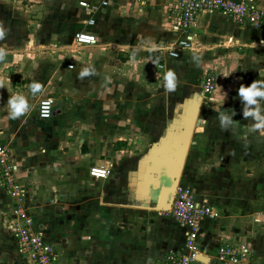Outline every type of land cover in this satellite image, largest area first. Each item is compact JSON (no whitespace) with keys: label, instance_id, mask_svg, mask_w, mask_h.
Returning a JSON list of instances; mask_svg holds the SVG:
<instances>
[{"label":"crops","instance_id":"1","mask_svg":"<svg viewBox=\"0 0 264 264\" xmlns=\"http://www.w3.org/2000/svg\"><path fill=\"white\" fill-rule=\"evenodd\" d=\"M80 1L30 0L29 11L36 13V19L27 18V13L19 15L21 28L15 27L12 19L13 25L3 30L10 31L5 39L12 48L30 39L38 46H48L43 51L50 48L48 53H52L44 57L46 64L42 65L36 56L45 52L35 50L32 56L36 61L23 71L44 74L43 80L34 81H40L42 89H49L52 95L57 94L54 116L42 119L29 110L18 119L5 120V100L19 89L12 83L10 95L0 90V143L15 138L13 149L19 155L22 179L32 175L36 184L42 180V191L48 190V197L40 198L31 211L45 237L59 244L62 264H153L168 251L184 246L186 228L180 224L157 211L152 214L139 209L143 206L130 210L118 207L113 199L117 191L112 177L114 167L110 177L103 180L93 178L89 170L94 165H125L134 126L143 132L151 121L162 127L171 120L175 103L159 102V94L149 96L153 83L156 91H165L158 75L164 78L166 73L174 72L176 88L189 89L188 98L197 93L198 77L203 76L205 68L220 71L216 81L221 89L217 100V91L210 97L201 94L202 102L219 101L220 110L231 113L234 109L236 115L232 117L234 126L227 130L221 128L219 116H208L203 120L205 125L197 129L196 137L206 135L220 141V156H214L221 160L219 176L199 177L198 170L203 169L208 157L205 145L190 146L188 150V156L193 155V171H184L183 175L188 173L184 176L189 179L186 182L191 180L198 195L207 199L215 211L202 224L198 240L202 258L197 264H264V176L257 177L255 171L264 169V136L251 132L245 135L252 121L244 119L237 94L241 84L247 86L264 79V26L240 25L221 12L202 13L193 31L197 48L182 49L178 58L165 59L160 52L179 37L175 16L178 0H107V5L104 0H87L93 9L82 7ZM241 1L264 10V0ZM3 2L0 0V6ZM10 3L4 7H9L10 17L17 18L20 12ZM90 19H95L93 25ZM83 30L96 35L95 45H78L76 50L55 46L60 43L68 47L76 33ZM56 54L52 64L51 56ZM154 60H163L161 71L152 69ZM84 68L95 71L81 79ZM150 106L154 108L150 110ZM214 119L219 127H213ZM208 127L210 130H206ZM33 130L42 133L33 134ZM26 134L27 138L21 137ZM34 135H38L35 140ZM30 155L28 164L26 156ZM211 179L221 185L218 190L211 191L209 184L216 183ZM10 205L0 185V210L6 211ZM134 213L139 218L132 223ZM228 243L247 252L242 249L237 260L222 259L219 248ZM0 264H30L14 235L1 228Z\"/></svg>","mask_w":264,"mask_h":264},{"label":"rangeland","instance_id":"2","mask_svg":"<svg viewBox=\"0 0 264 264\" xmlns=\"http://www.w3.org/2000/svg\"><path fill=\"white\" fill-rule=\"evenodd\" d=\"M9 1L11 2L10 3L11 8L13 10L17 9L20 12V13H18L17 18H16V15H13L10 17L9 7H7V8L4 7V4L6 2H9ZM1 6H0V32H3V30H7L8 24H9V26L13 25L12 19L14 20V23H15L14 26L15 27L20 26V28H21L20 24H22V19L20 17H23V15L26 13L28 15L27 18H29V19L33 18V20L36 19V16H35L36 13L34 15L33 13H31L29 11L30 7L32 6V3H30V0H5V2H3L1 4ZM178 14H179V12H177V13L175 12L176 17ZM19 15H20V17H19ZM32 15H33V17H32ZM37 18H39V15ZM31 26L33 28H35V27H37V24L35 25V24L31 23ZM193 31H194V28H193ZM9 32H3L4 33L3 38L0 39V50L5 51L7 53V55H10V56L13 55V58L15 56V60L12 57L8 56L5 58V61L0 62V65L2 66V67H0V71L3 70L2 74L0 73V90L2 89L1 94H3V91L5 90L6 92H9V95H10L12 93L11 88H10V86H12L11 84L12 83L17 84L19 86V89H17L15 94L24 95L27 98L28 103L30 105V112L33 111L38 116V106L40 104V101L46 97H53L54 98V97H56L57 94L52 95L53 93L51 94L49 89H47V90L43 89L42 92L36 94V96L33 97L30 93V84L35 82L34 80H40V81L43 80V78L45 76H44V74L39 73V72H37V73H35V72L29 73L28 71L25 72V71H23V68L28 67L34 61H36V60H34L35 56H32V53L35 50L40 49L41 50L40 52H45V53H39V55L36 56L37 63H41L42 65L46 64L44 61V57L45 56L49 57L50 54H52V53L51 52L48 53L50 48H46L47 52L43 51L44 48L48 47V46H38V44H34V42L30 39L29 40L28 39L23 40L21 42V44L16 45V47L14 46V48H15L14 49V48H12V45H10L8 43L7 39H5L7 36L10 35ZM20 32L22 33L21 29H20ZM24 33H22V34H24ZM192 43L194 44L192 49H194V48L196 49L197 46L199 45L195 39L192 41ZM69 44L70 45H66L68 47L63 46L60 43H57L55 46H58L59 48H62L63 50H67V49L76 50L77 49L78 45H77L75 39L73 40V42H71ZM20 45H21V47H20ZM16 48H17V50H16ZM18 48H21V49H18ZM17 54H19V56ZM47 54H48V56H47ZM57 56H58L57 54L51 56L52 57V61H51L52 64H54L55 60L57 59ZM47 60H48V62H50L49 59H47ZM151 64H152L153 70L161 71V69H163V68H160L159 61H158V63H157V61H155ZM157 64H158V68H157ZM218 73H220V71ZM218 73L216 71H213V69L208 70L205 68L203 71V76L198 77V79L200 80V85H198L197 86L198 88H196L197 93L203 94L204 92H203V85L202 84L205 81V79L210 76V77H214L217 80ZM152 78H154V77L152 76ZM156 78H161V80L163 79L161 77V75H158ZM24 84H27V85L24 86ZM40 84H42V83H40ZM4 87H8L9 90L7 91L6 88H4ZM180 87L183 89V86H180ZM220 87L221 86L217 83L215 90L211 93H208L207 96H209V97L214 96L213 93L217 91V95H218V97L216 98V100H217L219 98V93H220L219 89H221ZM149 91H150L149 96H151V94H156V95L159 94L158 95V101L159 102L164 101V100H166V101L170 100L171 102L175 103V106H172V108H174V109L177 106L176 104H179L180 101H184L186 99L185 98L186 95L189 94V92H190L189 89H187V90L184 89L181 91V90L176 88L175 91L171 92L172 94H170V92H166V91H163L161 93L160 91H156L154 83L150 87ZM150 100H153V98H151ZM216 100L215 101L214 100L209 101L206 99L203 102L201 101V104L199 105V108H198V119L196 122V126L194 127L193 136H192L191 143H190V146H193L195 148L199 147L200 145L206 146V147H204V149L207 151L206 156H208V157H207L206 163L203 165L204 166L203 169L201 168L198 170L199 177H201V178H206L207 176H208V178H211V177L216 178V176H219L217 172H220V168H221L220 167V161L221 160H219V159L216 160L214 157V156H218V157L220 156V154L218 153L219 148H220V141L218 139L214 140L213 139L214 137H208L206 135H203L201 137H196L197 129H199L198 126L199 125H203V126L205 125L203 123V120L205 118H208V116H214V117L219 116L218 115L219 112L217 110L220 107V102L216 101ZM5 101L7 102L8 100H5ZM153 108H154V106H152V107L150 106V110ZM153 122H156V121H151L147 124V126H148L147 131L143 130V132H141L140 129L135 130V126L133 127V129H134L133 136L130 139V144L127 146L128 152H127V154H125L126 157L129 158V161L126 162L125 165H121V167L117 168L115 166H112V163L110 164V166L112 168L114 167L113 168L114 172L112 174V177H113V179H115V181L117 183L116 184L117 185V191H115V194L113 195V199L118 203V205H119L118 207H120L122 210H126V209L130 210V207L132 209L133 208L136 209L137 206H143L144 208H139V209L148 210V212H150L152 214L155 211H157V212L159 211L156 207L158 205V201H159V198L161 196V192H162L161 189L163 188V186L167 182L166 175L164 174V166L162 168L161 165H163V163H165L167 161V159L170 158V156H174L175 154L172 152L171 147L169 145H167V143L164 144L163 148L157 147V144H160L161 137L168 131V128H169L170 124L172 123V120H169L162 127L158 126V124L156 125ZM157 123H158V121H157ZM136 126L139 128V125H136ZM215 126H216V119H214V124H213V127H215ZM216 127H219V124ZM36 130L38 131V128ZM206 130H210L209 127ZM36 133L40 134V133H42V131L36 132L35 130H33V134H36ZM37 136L34 135L33 140H35V138ZM21 137L27 138V134L25 136H21ZM7 140L8 141H4L3 143H0V145H5L8 147L10 152H12V154H13V158L16 159L15 161L20 166L19 157H18L19 155L13 149V147L15 148V146H13L14 145L13 140H15V138L11 139V137H10ZM155 147H157V148H155ZM190 156L193 157V155L189 154V156H188V154H187V156L185 158L180 182L189 180V179H185V177H187L185 175L188 173H185V175H183L184 171L185 172L193 171L192 168L190 167L191 164L193 165L192 157H190ZM30 157H31V155L26 156V160H28V162H27L28 164L30 163ZM216 161H217V163H216ZM190 162H191V164H190ZM26 169H27V171H26L27 175H29L28 174L29 166L26 167ZM249 171H250L249 173H252L251 171H253V170H249ZM255 171H257V175H256L257 177H258V174H260L259 175L260 177L264 176V169L255 170ZM22 172L23 171H22V168L20 166L19 173L17 174V180L21 183L22 187L24 188V191L21 193V196L8 194V192L6 191L10 200H11V205H10V208L8 209L9 211L8 210H6V211L0 210V224H1L0 228L2 230H5V231L8 230L12 234H13V227L16 224V222H14L16 220V216H14L15 215V209H16L15 206L22 207V204H23L24 205L23 208H24V210L29 212L30 218H33L35 223L40 224L39 221H36L37 217L33 214V212L31 211V208H32L34 203H38L40 198H44L45 196H47V192H48V190L42 191L41 187H44V186L42 185L41 179L40 180L38 179L37 180L38 184H36L35 178L32 175H29V176L26 175L29 178L24 180V179H22L23 177H21ZM211 180H212V182L213 181L216 182L214 179H211ZM32 181H35V182L32 184ZM189 182H190V184H192L191 180ZM210 184H209V187L211 188V191H212V189L218 190L217 188L221 186L218 182L214 183V185H212V184L210 185ZM168 185H170V184L168 183ZM32 186L34 187V190H32ZM102 187L104 188L103 185H102ZM42 192L44 194H42ZM19 202L22 204H19ZM2 211H3V213H2ZM158 214H159V212H158ZM40 217H41V215H40ZM138 218H139V216L136 213H134L130 217V222L135 223L138 221ZM36 227L38 228L37 225H36ZM39 230H41V229H39ZM14 237L17 240L15 235H14ZM17 243H18V240H17ZM18 247H19V243H18Z\"/></svg>","mask_w":264,"mask_h":264},{"label":"built area","instance_id":"3","mask_svg":"<svg viewBox=\"0 0 264 264\" xmlns=\"http://www.w3.org/2000/svg\"><path fill=\"white\" fill-rule=\"evenodd\" d=\"M108 4L107 0L103 1ZM80 5L86 9H93L94 6L87 0L80 1ZM177 9L179 14L176 17V28L178 39L175 43H170L168 49H163L160 53L162 58H178L180 50L192 49L194 44L193 28L196 26L197 18L206 12H221L231 16L238 24H251L256 27L264 26V10L253 7L249 2L241 0H178ZM95 19H90L89 24L93 25ZM75 40L79 46H91L97 43V37L91 31H79L75 35ZM164 60V59H163ZM160 60V68H164V62ZM69 67H73L70 64ZM217 85L214 77H207L203 82L204 94L211 93ZM51 99L53 103L49 105V116H41L43 103ZM56 100L53 97H46L40 101L38 114L42 119H50L55 114ZM13 158L12 152L5 145H0V184L8 194L19 195L24 191L21 183L17 180L20 166ZM90 175L98 180L107 179L112 173L110 165H94L89 170ZM19 204H22L19 202ZM16 222L13 227V234L16 236L19 248L24 253L30 264H62V253L59 244L48 240L44 233L36 227L29 212L22 207L15 206ZM159 215L169 218L186 228V239L181 249L171 250L163 256L157 258L153 264H197L200 261L199 236L202 224L207 218L215 215L214 208L205 198H202L195 191L194 187L182 181L176 188L172 205L169 209L159 210ZM244 253L247 252L242 248ZM242 249L231 244L221 245L219 253L222 259L237 260ZM245 255V254H244ZM243 255V256H244Z\"/></svg>","mask_w":264,"mask_h":264},{"label":"clouds","instance_id":"4","mask_svg":"<svg viewBox=\"0 0 264 264\" xmlns=\"http://www.w3.org/2000/svg\"><path fill=\"white\" fill-rule=\"evenodd\" d=\"M4 33L0 32V39L3 38ZM7 53L0 50V62L5 61ZM92 68H84L80 73V78L82 79L85 76L91 75L94 73ZM235 71V70H233ZM165 89L166 92H173L177 87V77L174 72H168L163 78V82L160 85ZM42 85L39 82H33L30 84V93L33 97L36 94L42 92ZM238 97L240 98L243 104V117L248 120L251 119L252 123L246 126L245 135L247 133H259L261 136H264V79L254 80L250 85H243L238 88ZM225 96L222 98V107ZM53 101L51 99L43 103V111L41 116L47 118L49 116V105ZM8 111L7 115L4 117L5 120H15L25 115L30 110V105L27 98L24 95L15 94L12 95L8 101ZM219 112V121L222 129H229L234 126L235 120L233 116L236 115L235 110L233 109L231 113H226L220 109Z\"/></svg>","mask_w":264,"mask_h":264},{"label":"water","instance_id":"5","mask_svg":"<svg viewBox=\"0 0 264 264\" xmlns=\"http://www.w3.org/2000/svg\"><path fill=\"white\" fill-rule=\"evenodd\" d=\"M201 101V94L195 93L177 104L168 131L161 137L160 144H157L158 148H163L164 144L167 143L175 154L161 165L162 168L164 166L167 182L161 189V196L156 207L158 210L169 209L172 205L176 188L181 180L183 164L188 154ZM199 257L201 258V256Z\"/></svg>","mask_w":264,"mask_h":264},{"label":"bare ground","instance_id":"6","mask_svg":"<svg viewBox=\"0 0 264 264\" xmlns=\"http://www.w3.org/2000/svg\"><path fill=\"white\" fill-rule=\"evenodd\" d=\"M202 258V257H201Z\"/></svg>","mask_w":264,"mask_h":264}]
</instances>
